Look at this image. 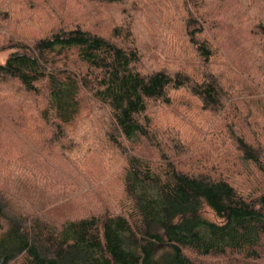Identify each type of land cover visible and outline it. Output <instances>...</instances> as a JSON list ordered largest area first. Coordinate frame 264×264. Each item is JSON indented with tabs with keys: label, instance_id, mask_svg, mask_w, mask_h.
Masks as SVG:
<instances>
[{
	"label": "trees",
	"instance_id": "obj_1",
	"mask_svg": "<svg viewBox=\"0 0 264 264\" xmlns=\"http://www.w3.org/2000/svg\"><path fill=\"white\" fill-rule=\"evenodd\" d=\"M42 1L0 0V95L35 142L0 134V264H264V0ZM103 149L112 203L53 164L94 181Z\"/></svg>",
	"mask_w": 264,
	"mask_h": 264
},
{
	"label": "rangeland",
	"instance_id": "obj_2",
	"mask_svg": "<svg viewBox=\"0 0 264 264\" xmlns=\"http://www.w3.org/2000/svg\"><path fill=\"white\" fill-rule=\"evenodd\" d=\"M39 3L38 10L40 12H43L42 10L44 7V2L42 0H35ZM142 2H147V0H143ZM58 7L63 6L65 3V0H57ZM260 4V5H259ZM257 5L261 7L262 2H258ZM156 7V6H155ZM92 9H95L92 8ZM96 10V9H95ZM236 10V8H234ZM93 11V10H92ZM31 12H34L33 10ZM164 14L168 17L167 12L163 11ZM23 14V13H22ZM41 14H36V18L39 17ZM18 18L14 17V24H19ZM108 26H110V22H107ZM14 26L8 27L0 30V39L5 38V36H9L12 31H10ZM8 57V52H0V63L5 62V60ZM184 58V57H183ZM183 58H178V62H185L188 64H191V59L186 58L183 60ZM165 60H172L174 59L171 55L163 57ZM16 106L17 102L14 100H9L6 97L0 95V134L2 132H5V135L10 136L11 141L13 144L17 146H25L28 142L30 147L34 149V138L30 136H26L24 132L23 126H21V122L17 119L16 123L13 122L12 118H14L16 113ZM172 114L168 115L165 114L161 117L164 126L169 125H177L182 130V135L184 136V140L189 144H200L203 139L202 137H208L209 132V125L208 120L209 119L205 116H198V115H191L190 113H187L183 111L180 107L176 106L172 109L168 110ZM206 119V121H205ZM161 121V120H160ZM162 123V122H161ZM162 123V124H163ZM222 123V121H221ZM208 127V132H207ZM209 139V138H208ZM25 144V145H24ZM209 151V150H208ZM210 152V151H209ZM213 155V153H211ZM109 152L107 150L98 151L96 154L92 155V159L89 161L87 165V169L90 170L91 176L94 178V181H91L87 178H81L78 176L77 172L74 170L71 165L64 162L60 157L53 160V164L57 166V169L62 172H67V176L72 177L78 182H82L83 186H89L93 187L92 184H94L98 190V193L102 195V197H105V201H110V203L115 202L119 199V197L122 195V187H121V180L119 177V168L120 165H122V160L119 161V164H109L107 162ZM71 179V178H69ZM63 180V179H62ZM249 186H247L245 189L246 192H251L252 190L256 189L258 187V183H256L255 180L252 182L247 181ZM250 187V188H249ZM256 191V190H254ZM253 192V191H252ZM85 194H87L90 197H97L96 193L94 192V195L90 194L89 191H86ZM65 199L63 197L59 198L57 201L59 204L63 202ZM95 201V199L93 200ZM208 216L211 219H214V216L212 213L208 212Z\"/></svg>",
	"mask_w": 264,
	"mask_h": 264
}]
</instances>
